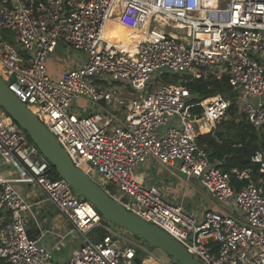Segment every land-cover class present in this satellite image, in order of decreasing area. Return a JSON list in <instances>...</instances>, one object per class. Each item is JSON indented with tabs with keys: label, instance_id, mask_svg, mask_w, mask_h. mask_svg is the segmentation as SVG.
Returning a JSON list of instances; mask_svg holds the SVG:
<instances>
[{
	"label": "built area",
	"instance_id": "2783aa9c",
	"mask_svg": "<svg viewBox=\"0 0 264 264\" xmlns=\"http://www.w3.org/2000/svg\"><path fill=\"white\" fill-rule=\"evenodd\" d=\"M122 1L148 15L143 39L130 48L104 37L112 21L136 30L117 14ZM158 15L179 26L160 25ZM0 30L12 33L0 32L1 78L75 166L201 264H264L263 176L254 178L251 168L220 170L197 142L201 126L214 128L231 102L254 128L264 126V0H0ZM61 44L86 58L52 78L47 59ZM206 73L225 75L233 94L194 100L186 83ZM124 85L137 90L127 101ZM80 99L119 105L126 110L124 120L77 115L70 109ZM0 156L23 171L0 176V262L149 264L145 258L153 257L167 264L106 223L65 179L53 178L49 162L1 106ZM148 159L176 170L186 182L197 180L217 207L197 214L164 199L155 185L145 186L135 169ZM251 162L264 172L262 151ZM233 180L245 183L236 189ZM17 182L38 189L69 224L67 234L79 237L68 259L53 257L65 236L48 247L43 233L28 234L31 203ZM111 183L129 201L112 195L105 187ZM141 250L148 254L140 257Z\"/></svg>",
	"mask_w": 264,
	"mask_h": 264
},
{
	"label": "water",
	"instance_id": "95a60500",
	"mask_svg": "<svg viewBox=\"0 0 264 264\" xmlns=\"http://www.w3.org/2000/svg\"><path fill=\"white\" fill-rule=\"evenodd\" d=\"M97 103L101 106L105 105L103 99ZM0 106L26 132L60 177L70 184L75 195L83 196L93 204L103 218L127 230L132 235L140 237L151 247L161 250L176 264H201L170 234L126 209L82 169L75 166L69 155L58 144L53 133L8 88L1 76ZM105 187H109V184H106ZM136 262L139 260L136 259Z\"/></svg>",
	"mask_w": 264,
	"mask_h": 264
},
{
	"label": "trees",
	"instance_id": "16d2710c",
	"mask_svg": "<svg viewBox=\"0 0 264 264\" xmlns=\"http://www.w3.org/2000/svg\"><path fill=\"white\" fill-rule=\"evenodd\" d=\"M194 100L207 98L216 94L231 96L230 85L225 75L217 77L212 73H206L200 79L190 80L186 83ZM201 108H195L200 111ZM26 134V132L24 131ZM27 135V134H26ZM28 139L32 140L27 135ZM197 142L208 155L212 163L225 172L232 168H251L252 176L257 178L263 176L264 172L259 166L251 162V157L256 151L264 153V126L261 129L254 128L251 123L237 112L234 102H231L227 109L226 117L222 118L209 133L197 137ZM53 178H60V175L51 166ZM235 188L238 189L245 181L233 180ZM0 264H4L0 262ZM172 264H176L172 262Z\"/></svg>",
	"mask_w": 264,
	"mask_h": 264
},
{
	"label": "crops",
	"instance_id": "0c3cea01",
	"mask_svg": "<svg viewBox=\"0 0 264 264\" xmlns=\"http://www.w3.org/2000/svg\"><path fill=\"white\" fill-rule=\"evenodd\" d=\"M121 20H126V19H121ZM114 38H115V36H114ZM63 46L64 45H62V44L58 45L56 50L47 59V66L48 65L51 66V67H47V72H48V75L52 78L58 77L63 71H65L69 68H72L76 65L74 60H71L69 57L66 58V56L60 55L58 53V47H63ZM64 47H66V46H64ZM115 84H116V86L117 85L120 86V83H115ZM120 90H121V88H120ZM122 93L123 92L121 90V96H122ZM80 100L85 101L86 104L90 103L86 99H80ZM90 105L95 106V107L97 106V109H100L99 119H102L104 115H106L108 118H109V116L112 115L113 116L112 117L113 118L112 123H116V121L119 120L116 116L118 113V109H119L118 107H120L119 105L118 106L113 105V108H112V105H109L106 102H105L104 106H101L98 103H95V104L90 103ZM86 111H87V109L85 107L82 111H80V114L81 115H87V113H85ZM214 128H212V129H214ZM211 130L208 129V131L206 133H209ZM203 134H205V133H203ZM142 166L144 168H147V169L149 167L151 169L157 167L160 171V174L161 173L162 174H170L169 172H171L170 169L159 164L154 159H148L145 163H142ZM21 175H23V171L17 163H15V162L5 163L0 156V176L7 177V178H13V177H19ZM178 175H179V173H178ZM179 177L183 182L182 189L179 188V186H177L175 188H170V187L169 188L175 189V191H178V194H179V192H182L181 196H180V199H181L180 204H182V206L184 207V205H183V203H184V204H186V206L191 208L192 207V200L191 199L195 195L194 191H193V189L190 188V185H189L190 181L186 182L183 177H181L180 175H179ZM14 185L15 186L17 185L19 187L18 188L16 186V188L25 195V198L27 199V201H29V203H31L30 211L26 213V216L28 219L27 229H28V231H30V235L32 237H39L43 233V236H41V242L48 247L53 246L54 244L59 242V240L61 239L62 236H65L64 246L61 247L56 252L62 253L64 248L66 246H68V244L71 245L69 242L72 243L74 241L76 243V246H75V248H74V246H72V248H74V250H75L76 247L79 245L80 239L76 235L67 234L68 230H69V224L67 223V221L65 220L63 215L59 211H58L59 213H55L53 210H50V211L45 210L44 209L45 206H43L42 202H46V201H44L41 198L38 199V197L33 196L38 191V189H36L35 187H32V186H30L26 183H22V182H17ZM175 191L172 192L171 194H177ZM205 196L208 198V195H205ZM200 203H201L200 208L198 210H189V211L200 214L203 210L201 208V206H203V203L202 202H200ZM209 207L215 208L217 206L214 203H212V201H211V206H209ZM30 220H32V221L30 222ZM78 239H79V241H78ZM61 257H64V256H60V259H63Z\"/></svg>",
	"mask_w": 264,
	"mask_h": 264
},
{
	"label": "rangeland",
	"instance_id": "374dc122",
	"mask_svg": "<svg viewBox=\"0 0 264 264\" xmlns=\"http://www.w3.org/2000/svg\"><path fill=\"white\" fill-rule=\"evenodd\" d=\"M117 12H118L117 14H119V16L122 17L121 19H125L131 15V12H128L123 8L122 2L118 3ZM0 32H5L8 36H12V33L10 31L0 30ZM110 34H114V35L121 34L125 37H128L127 35H125V33L122 31L121 28L115 27V26L107 27V29L104 31V37H107ZM110 39L115 40L114 36L110 37ZM58 53L60 55L66 56V58L69 57L71 60H74L76 63V65L74 67L80 66L82 64V62L84 61V59L86 58V55L84 52L78 51L74 48H69V47L67 48L64 46L58 47ZM47 67H51V66L48 65ZM173 81H174V79H173ZM167 82H169V81H167ZM106 83L109 85L113 84L111 82V80H107ZM154 87H155V84L152 86V88H154ZM121 90L123 92L122 96L125 98V101H127L128 98H131L132 96H134L137 92L136 89H134L130 86H127V85L126 86L124 85V87H121ZM129 90H131V92H129ZM85 107L87 109V111L85 113H87L89 115H94L95 117H97L99 119L100 109H97V106L96 107L91 106L90 103L86 104V102L83 100H79L76 104L73 105V107L70 110L72 112L76 113L77 115H79L80 111H82ZM118 108L119 109H118V113L116 116L119 120H124V117L126 115V110L123 109L122 107H118ZM216 125H217V123L215 124V127H216ZM135 171H136V175L143 180V184L145 186L155 185L161 191V195L164 199H167V200H169L173 203H176V204L180 203V200H181L180 196H181L182 192H179V194H178V191H175V189H170V188H175L177 186H179V188H181V189L183 187V182L179 177L180 174L178 175V172L176 170L171 171V172L168 171L170 174H162V173L160 174V171L157 167L152 168V169L149 167L147 169V168H144L142 166V164H140L138 167H136ZM96 177H97V175H96ZM189 185H190V188L193 189L195 195L191 199L192 200V207L190 208V207L186 206V204L183 203L184 207L187 210H198L200 208V204H201L200 202H202L203 206H201V208L202 209H206V208L209 209L210 208L209 206H211V201H210L209 197L207 198L205 196V195H207L206 189L202 188L198 184V181L195 179L190 180ZM107 189L109 190V192L112 195L120 198L121 200L129 201L126 198L125 194L122 193L121 191H119L118 188L114 184L111 183L109 185V187H107ZM173 190L177 194H171L172 192H174ZM33 196L38 197V199L41 198L44 200V196L38 191ZM80 197L84 198L83 196H80ZM42 203H43V206H45V208H44L45 210H49V211L53 210L55 213H59L58 210H56L54 208V206L52 204H50L49 202H42ZM31 221L32 220H30V222ZM106 223L115 227L117 230L121 229L120 226H118L114 223H111L107 220H106ZM122 234L127 235V238H129L131 240L136 239L137 241H140L142 243V245L148 251H150L153 255L161 257L167 264H172V261L164 252H162L161 250H159L155 247H151L150 245L147 244V242H145L140 237L132 235L131 233H129L127 230H125L123 228H122ZM78 241H79V239H78ZM69 243L71 245L68 244V246H66L64 248L62 253L54 252V254H53L54 259H60V256H64V257H61L63 259H68L70 257V254L74 253V251L76 250V249L74 250L76 243H75V241L72 243L71 242H69ZM72 246H74V248H72ZM147 254L148 253L143 251V250H141L139 252L140 257H144Z\"/></svg>",
	"mask_w": 264,
	"mask_h": 264
},
{
	"label": "bare ground",
	"instance_id": "6f19581e",
	"mask_svg": "<svg viewBox=\"0 0 264 264\" xmlns=\"http://www.w3.org/2000/svg\"><path fill=\"white\" fill-rule=\"evenodd\" d=\"M123 4V8L128 11L131 12V15L128 16L126 19V21H128V25H130L133 28H136V30H132L128 27L125 26H121L120 24L116 23V22H111L109 24L108 27H119L122 29V31L125 33V35H127L128 37H125L121 34H110L107 36V38L113 42L116 43L118 45H122L126 48H130L132 46H134L138 41H141L143 39L144 33L146 32V26L148 25V15L144 14V13H139L135 10H133L132 8L129 7L128 4H126L125 2L122 1ZM156 21L157 23H159L160 25H169L172 28H177L179 26V24L173 20V19H165L161 16H156ZM157 30V29H156ZM115 36V40H111L110 37ZM33 109H35L33 107ZM201 130L203 131V133H206L208 131V127L207 126H201ZM159 257V256H157ZM160 260H162L163 262H165L161 257H159ZM145 261L149 264H156V261L153 259V257H147L145 258ZM166 263V262H165Z\"/></svg>",
	"mask_w": 264,
	"mask_h": 264
}]
</instances>
